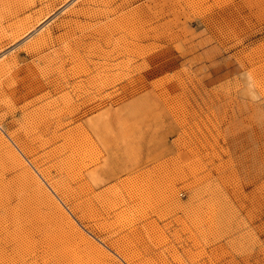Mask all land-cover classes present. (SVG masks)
<instances>
[{"label":"rangeland","instance_id":"rangeland-1","mask_svg":"<svg viewBox=\"0 0 264 264\" xmlns=\"http://www.w3.org/2000/svg\"><path fill=\"white\" fill-rule=\"evenodd\" d=\"M97 2L0 0V264H264V0Z\"/></svg>","mask_w":264,"mask_h":264},{"label":"bare ground","instance_id":"bare-ground-1","mask_svg":"<svg viewBox=\"0 0 264 264\" xmlns=\"http://www.w3.org/2000/svg\"><path fill=\"white\" fill-rule=\"evenodd\" d=\"M84 1H87L88 2V0H84ZM94 1H96V3H98L97 1H99V0H94ZM101 1V0H100ZM103 1H106V0H103ZM86 3V2H85ZM49 6V5H48ZM74 13V12H73ZM77 13V12H76ZM77 16H78V14H77ZM14 17V16H13ZM27 17V16H26ZM20 18V17H19ZM44 18H45V16H44ZM21 19V18H20ZM43 20V19H42ZM20 22V21H19ZM23 22V21H22ZM25 22V21H24ZM34 22V21H33ZM77 22V21H76ZM10 23V22H9ZM27 23V22H26ZM11 24V23H10ZM20 24V23H19ZM68 24H70V23H68ZM78 24H79V21H78ZM77 24V25H78ZM11 25H13V24H11ZM68 26V25H67ZM74 28V27H73ZM66 31V30H65ZM13 32V31H12ZM20 32V31H19ZM18 33V32H17ZM22 33V32H21ZM20 33V34H21ZM14 35V34H13ZM65 35H68V34H65ZM17 36V35H16ZM46 37V36H45ZM44 37V38H45ZM17 38V37H16ZM43 38V37H42ZM43 40V39H42ZM46 40V39H45ZM34 44H37V43H35V42H33ZM38 43L40 44V42L38 41ZM47 43V42H46ZM38 45V44H37ZM35 47V46H34ZM33 47V48H34ZM40 47V46H39ZM31 48V47H30ZM38 50H40V49H38ZM32 52V51H31ZM4 65V64H3ZM5 66V65H4Z\"/></svg>","mask_w":264,"mask_h":264}]
</instances>
